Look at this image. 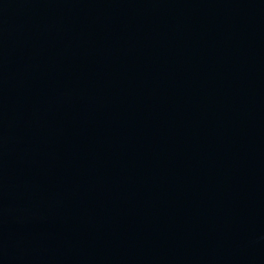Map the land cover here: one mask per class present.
<instances>
[{
  "label": "water",
  "instance_id": "water-1",
  "mask_svg": "<svg viewBox=\"0 0 264 264\" xmlns=\"http://www.w3.org/2000/svg\"><path fill=\"white\" fill-rule=\"evenodd\" d=\"M0 264H264V0H0Z\"/></svg>",
  "mask_w": 264,
  "mask_h": 264
}]
</instances>
